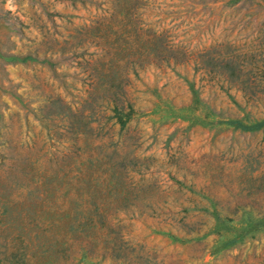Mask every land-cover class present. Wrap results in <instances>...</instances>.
<instances>
[{
  "label": "rangeland",
  "instance_id": "obj_1",
  "mask_svg": "<svg viewBox=\"0 0 264 264\" xmlns=\"http://www.w3.org/2000/svg\"><path fill=\"white\" fill-rule=\"evenodd\" d=\"M188 82L212 122L161 117ZM234 116L264 117V0H0V264H264V125Z\"/></svg>",
  "mask_w": 264,
  "mask_h": 264
},
{
  "label": "trees",
  "instance_id": "obj_2",
  "mask_svg": "<svg viewBox=\"0 0 264 264\" xmlns=\"http://www.w3.org/2000/svg\"><path fill=\"white\" fill-rule=\"evenodd\" d=\"M32 55L25 54L22 56V59H31ZM46 58V57H45ZM44 58V59H45ZM211 68H216L220 72H224V76L222 80H226L227 82H232L235 78H237L238 69L237 63L234 61H225L221 63L219 60L212 61L209 64ZM236 75V76H234ZM190 95L189 100L186 104H182L177 106L176 104L172 103L170 100H166L167 106L165 107V113H160L162 118H168L166 116L174 117L180 115L182 117H187L192 121H208L207 119L209 115L214 114L215 111L209 106L207 101L201 98L198 94V91L193 87L191 82H188ZM157 101H162V97L160 95H156ZM111 102H112V111L117 116L118 121L120 122V127L133 116H139L143 114L142 110L134 108L130 102H124L120 99L118 92L113 90L111 93ZM156 105V103H154ZM185 110V111H184ZM80 109L76 112L79 113ZM60 113L62 120H72L73 114H71L70 110L67 107H64L60 103L56 102L55 100H51L48 103L47 109L42 113V117L46 116L47 114ZM185 112V113H183ZM217 122H226L232 124L234 127H239L242 129H256L262 125H264V117L259 119H252L249 121H243L241 117H227L225 119H215ZM68 123V121L66 122ZM68 125V124H67ZM66 127H69L66 126ZM213 218L214 221L210 226V231L218 232L219 227L226 224L227 217L221 216L220 212L217 211L215 208L213 209ZM235 240V237L229 239V242Z\"/></svg>",
  "mask_w": 264,
  "mask_h": 264
}]
</instances>
